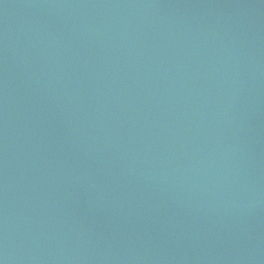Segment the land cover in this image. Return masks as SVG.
Listing matches in <instances>:
<instances>
[{"label":"water","instance_id":"obj_1","mask_svg":"<svg viewBox=\"0 0 264 264\" xmlns=\"http://www.w3.org/2000/svg\"><path fill=\"white\" fill-rule=\"evenodd\" d=\"M0 264H264V0H0Z\"/></svg>","mask_w":264,"mask_h":264}]
</instances>
